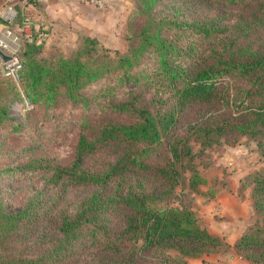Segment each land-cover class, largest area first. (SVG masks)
<instances>
[{
	"label": "trees",
	"instance_id": "16d2710c",
	"mask_svg": "<svg viewBox=\"0 0 264 264\" xmlns=\"http://www.w3.org/2000/svg\"><path fill=\"white\" fill-rule=\"evenodd\" d=\"M162 1L140 0L147 19L125 53L86 38L70 57L38 60L40 47L26 41L15 75L0 72V127L12 121L10 109L21 94L36 108L60 101L84 105V90L97 81L114 75L116 86L135 83L134 70L146 56L155 58L148 75L156 77V92L166 95L162 104L169 103L152 112L138 106L134 91L115 97L109 111L131 121L110 116L86 122L69 164L41 161L52 197L39 210L34 197L14 212L0 202V264H166L170 251L180 262L225 247L201 227L186 197L204 183L191 143L203 151L242 137L256 142L263 163L251 176L254 210L262 220L235 248L264 264V40L253 47L246 39L249 29L264 27V0H211L236 6L242 15L235 24L222 23L219 15L173 19L179 12L173 5L172 17L158 18L150 12ZM14 7L20 14V0ZM179 117L186 120L177 126ZM163 143L164 159L149 161ZM98 158L105 160L96 163ZM184 170L190 172L187 186ZM174 200L179 207L170 205Z\"/></svg>",
	"mask_w": 264,
	"mask_h": 264
},
{
	"label": "rangeland",
	"instance_id": "374dc122",
	"mask_svg": "<svg viewBox=\"0 0 264 264\" xmlns=\"http://www.w3.org/2000/svg\"><path fill=\"white\" fill-rule=\"evenodd\" d=\"M6 2L0 0V17ZM16 2L11 0L8 5L14 6ZM63 3L64 6L56 11L59 16L52 24L47 23L46 29L38 26L35 32L25 34L20 18L12 26L21 44L35 41L40 47L35 54L38 60L54 61L59 57H70L83 47L86 38L95 39L99 48L125 53L137 44V37L147 19L139 11L140 0H63ZM171 6L179 10L173 19L184 15L190 18L219 15L224 18L222 23L235 24L242 15L235 9L236 6L222 7L211 0H164L157 3L150 13L165 18L173 15ZM36 14L40 15L39 12ZM263 32L264 27L260 26L249 29L246 39L255 47L264 40ZM155 63L153 56L144 57L141 65L134 70L137 77L135 83L116 86L114 75H111L87 86L83 93L87 99L84 105L60 101L50 108H36L21 94V100H17L10 109L12 121L0 127V202L5 210L14 212L22 209L33 197L41 201L36 208L39 210L52 197V190L45 188L38 166L41 161L52 165L69 164L74 159L82 124L89 121L102 123L110 116L131 121L122 114L109 111L107 103L115 97H128L134 91L139 107L152 112L167 108L169 103L162 104L166 95L156 92V77L148 75L154 73ZM13 67L6 69L0 59V72H9ZM144 75L147 77L143 78ZM181 120L186 118L179 117L177 126L182 123ZM191 147L195 169L204 183L197 187L196 192L188 189L186 197L201 227L220 238L226 246L195 259L184 258L180 262L176 258L179 255L170 251L168 255L171 258L166 260V264H254L237 251L235 244L250 228L261 226L262 217L253 206L251 182V176L263 169L256 142L242 137L235 143L222 141L203 151L196 142H192ZM164 156L163 143L148 160L157 163ZM104 160L98 158L95 162ZM189 177L190 172L184 170L182 180L186 186ZM176 192L178 194L180 189L177 188ZM170 205L179 207L177 200L171 201Z\"/></svg>",
	"mask_w": 264,
	"mask_h": 264
},
{
	"label": "built area",
	"instance_id": "2783aa9c",
	"mask_svg": "<svg viewBox=\"0 0 264 264\" xmlns=\"http://www.w3.org/2000/svg\"><path fill=\"white\" fill-rule=\"evenodd\" d=\"M6 1L7 4L5 10L1 14L2 25L0 27V52L14 58V62L11 63L10 66H5V68L8 69L11 66H15V68L13 67L14 69L12 68V70L8 72L9 74L15 75L16 69L18 68L19 64L17 54L20 50L21 39L13 31L12 26L18 17V12L14 6L8 5V2H10L11 0ZM33 2H37V0H20V4L23 9L31 6ZM30 22V17L25 15L23 17L21 29L24 30L26 27H28Z\"/></svg>",
	"mask_w": 264,
	"mask_h": 264
},
{
	"label": "crops",
	"instance_id": "0c3cea01",
	"mask_svg": "<svg viewBox=\"0 0 264 264\" xmlns=\"http://www.w3.org/2000/svg\"><path fill=\"white\" fill-rule=\"evenodd\" d=\"M63 6H64L63 0H37L36 5L34 6L31 5L28 8H24V9L20 4L21 13L18 14L16 20H18L19 18L20 19L23 18L25 15L29 16L31 22L29 23L28 27H26L24 30H25V34H30L35 32L38 26H41L42 29H46L47 23L52 24L53 21L56 20L55 18L59 16V13L56 12L57 9ZM36 11L40 13L39 16H37ZM1 23H2V18L0 17V27L2 25Z\"/></svg>",
	"mask_w": 264,
	"mask_h": 264
},
{
	"label": "water",
	"instance_id": "95a60500",
	"mask_svg": "<svg viewBox=\"0 0 264 264\" xmlns=\"http://www.w3.org/2000/svg\"><path fill=\"white\" fill-rule=\"evenodd\" d=\"M0 59L4 66H10V64L14 62V58H12L11 56L5 55L1 52H0Z\"/></svg>",
	"mask_w": 264,
	"mask_h": 264
}]
</instances>
